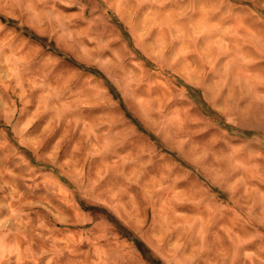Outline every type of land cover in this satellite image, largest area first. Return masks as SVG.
<instances>
[{
	"label": "rangeland",
	"instance_id": "374dc122",
	"mask_svg": "<svg viewBox=\"0 0 264 264\" xmlns=\"http://www.w3.org/2000/svg\"><path fill=\"white\" fill-rule=\"evenodd\" d=\"M0 264H264V0H0Z\"/></svg>",
	"mask_w": 264,
	"mask_h": 264
}]
</instances>
